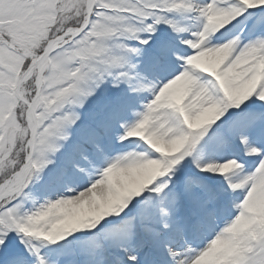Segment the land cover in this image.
<instances>
[{
	"label": "snow or ice",
	"instance_id": "snow-or-ice-1",
	"mask_svg": "<svg viewBox=\"0 0 264 264\" xmlns=\"http://www.w3.org/2000/svg\"><path fill=\"white\" fill-rule=\"evenodd\" d=\"M0 264H264V0H0Z\"/></svg>",
	"mask_w": 264,
	"mask_h": 264
}]
</instances>
